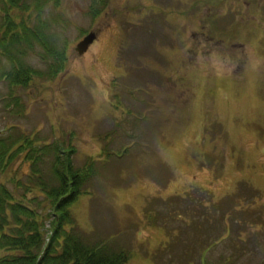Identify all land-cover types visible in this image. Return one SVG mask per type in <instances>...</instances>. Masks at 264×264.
I'll use <instances>...</instances> for the list:
<instances>
[{"label": "rangeland", "instance_id": "obj_1", "mask_svg": "<svg viewBox=\"0 0 264 264\" xmlns=\"http://www.w3.org/2000/svg\"><path fill=\"white\" fill-rule=\"evenodd\" d=\"M41 18L64 69L52 79L34 43L30 83L0 78V152L19 145L0 154V212L36 221L37 253L63 209L39 192L34 146L58 144L75 170L96 162L64 209L88 247L122 248L127 264H264V0H47ZM105 148L119 153L107 164ZM44 154L36 175L52 180Z\"/></svg>", "mask_w": 264, "mask_h": 264}, {"label": "trees", "instance_id": "obj_2", "mask_svg": "<svg viewBox=\"0 0 264 264\" xmlns=\"http://www.w3.org/2000/svg\"><path fill=\"white\" fill-rule=\"evenodd\" d=\"M23 1L24 0H0V2L4 3L3 11L6 16L4 22L5 27L2 32V39L0 40V69L8 68L7 71L1 73L0 78H6L13 86L22 85L26 87V85L30 83L35 70H33L31 66H27L24 59H20L21 56H26L28 53L24 47L33 51L34 45L32 46V44L38 43L37 45L45 49L46 57L52 60V62H50L52 69L50 76L52 79L58 72L64 69L66 55L64 50L59 52L49 46L44 36L45 33L43 34L42 32L45 26L44 19L41 18L42 5H45L47 0H33L31 3L25 4H23ZM16 8L23 11L28 10L30 12L25 20L16 13L14 17L10 16V13L14 14ZM99 13L100 11L98 8L90 12L92 17H96ZM33 14L36 15H34V18L31 17ZM33 23L34 25L32 26ZM46 57H44V59ZM7 61L9 62L8 66L6 65ZM47 61L48 60L45 59V62ZM30 139L31 138H28V140ZM47 144L48 143H46V145ZM18 146L19 145H17L15 141L9 142L7 145L2 146L3 150L0 154L5 155L7 151H11L14 147L18 149ZM35 146L33 153L35 157L32 159L31 167L32 173L40 182L38 185V187H40L39 192L48 195L49 199L54 204V208L56 207L53 212L56 214L60 209H63L59 213L61 217L59 219H53V234L49 237L48 246L39 255L37 251L40 249L41 244H43V237L39 227L36 225V221H31L29 216H26L28 218L27 220H24L22 216H16L11 223L8 221L9 216H5L0 212L1 237L4 239L5 243H7L3 244L1 242L2 238H0V250L6 249V255L0 256V264H127L128 252L124 249H114L108 244H94L88 247L87 244L81 241V237L72 235L70 231L65 228V226L71 223L68 220L69 217L72 218V216H69L66 210H64L67 208L65 205L76 199L81 192L82 186L94 176L96 162L91 159H86L83 167L75 170L71 165V154L68 149H64L58 144L44 147H39V145L36 144ZM48 146L50 149L46 151L45 148ZM104 150H106V148ZM106 151L108 152L105 158L106 161H103V163L106 164L109 160H112L110 159L112 156L116 157L119 154L109 149ZM45 152H49L51 156L54 157L53 165L50 167L52 180L36 175L40 173L38 163H40V165L43 164L41 161L43 155H46L44 154ZM36 160L39 162H36ZM49 182H52L50 188L48 186ZM58 197L59 201L57 203L55 199H58ZM11 204V198L5 196V189H1L0 208L4 210L7 205L11 206ZM10 211H12V209H10ZM22 222H24L23 228L20 229ZM5 230H9V234L5 233ZM10 230L12 233H16L15 235L20 236L21 239L18 240V237L11 234ZM21 232H23V234ZM230 235H232V232H230ZM18 242L22 243L19 244ZM25 243L26 246L23 247ZM205 260L203 256H200L199 262L201 261L203 264H207ZM221 264H223V262Z\"/></svg>", "mask_w": 264, "mask_h": 264}, {"label": "water", "instance_id": "obj_3", "mask_svg": "<svg viewBox=\"0 0 264 264\" xmlns=\"http://www.w3.org/2000/svg\"><path fill=\"white\" fill-rule=\"evenodd\" d=\"M95 40V35L93 33H89L87 36H85L76 46H75V52L81 56L83 55L89 48V46L92 44V42Z\"/></svg>", "mask_w": 264, "mask_h": 264}, {"label": "bare ground", "instance_id": "obj_4", "mask_svg": "<svg viewBox=\"0 0 264 264\" xmlns=\"http://www.w3.org/2000/svg\"><path fill=\"white\" fill-rule=\"evenodd\" d=\"M102 46L99 45V49H101ZM171 189H174V187H172Z\"/></svg>", "mask_w": 264, "mask_h": 264}]
</instances>
